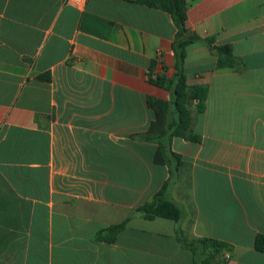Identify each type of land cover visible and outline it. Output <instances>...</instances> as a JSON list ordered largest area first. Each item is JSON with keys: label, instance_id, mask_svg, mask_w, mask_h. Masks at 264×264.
I'll list each match as a JSON object with an SVG mask.
<instances>
[{"label": "crops", "instance_id": "crops-1", "mask_svg": "<svg viewBox=\"0 0 264 264\" xmlns=\"http://www.w3.org/2000/svg\"><path fill=\"white\" fill-rule=\"evenodd\" d=\"M185 1L201 39L186 47V83L207 96L191 109L197 141L171 138L180 160L167 166L138 137L154 120L146 98L171 100L148 81L175 72L168 13L0 0V264H199L202 240L231 247L213 264H264V0ZM207 38L236 65L217 69ZM164 183L180 220L132 216ZM127 218L113 242L96 237Z\"/></svg>", "mask_w": 264, "mask_h": 264}, {"label": "trees", "instance_id": "trees-1", "mask_svg": "<svg viewBox=\"0 0 264 264\" xmlns=\"http://www.w3.org/2000/svg\"><path fill=\"white\" fill-rule=\"evenodd\" d=\"M148 7L168 13L173 21L176 32L171 45L175 64V72L171 78L165 75L153 77L148 73L150 84L167 91L171 95L170 101L156 100L147 97L146 105L154 112V120L148 130L138 137L140 141L152 142L157 145L154 162L169 166L172 162L179 164V156L170 151L171 138L177 137L196 142L197 138L192 133V110L200 114L204 110V101L207 90L204 87L189 86L183 70L186 47L195 42H201L186 26V1L185 0H138ZM216 52V68H231L237 60L232 54L229 45H213V39L203 41ZM152 69V66H150ZM41 78L47 79L45 76ZM192 109V110H191ZM170 114L173 117H170ZM171 173V171H169ZM169 183L162 187L145 202L134 209L132 216H140L146 220L162 218L178 222L181 218L179 207L167 197ZM130 218L119 224H113L98 231L97 236L105 242H113L116 235L126 226ZM206 247V254L199 264H213L211 260L222 250H230V245L212 240L200 241ZM254 249L264 253V235L258 234L254 240Z\"/></svg>", "mask_w": 264, "mask_h": 264}, {"label": "rangeland", "instance_id": "rangeland-1", "mask_svg": "<svg viewBox=\"0 0 264 264\" xmlns=\"http://www.w3.org/2000/svg\"><path fill=\"white\" fill-rule=\"evenodd\" d=\"M185 190H186V184L184 181V183L178 184V186L175 188V190H173L172 195H175L177 198L181 199L183 197H186Z\"/></svg>", "mask_w": 264, "mask_h": 264}]
</instances>
